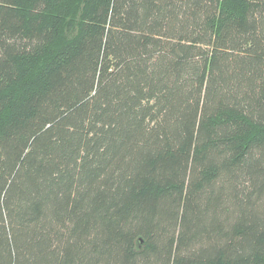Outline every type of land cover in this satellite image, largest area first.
I'll return each mask as SVG.
<instances>
[{"label":"trees","instance_id":"1","mask_svg":"<svg viewBox=\"0 0 264 264\" xmlns=\"http://www.w3.org/2000/svg\"><path fill=\"white\" fill-rule=\"evenodd\" d=\"M68 1L0 0V264H264V0Z\"/></svg>","mask_w":264,"mask_h":264},{"label":"rangeland","instance_id":"2","mask_svg":"<svg viewBox=\"0 0 264 264\" xmlns=\"http://www.w3.org/2000/svg\"><path fill=\"white\" fill-rule=\"evenodd\" d=\"M81 1L82 0H69L68 3H67V5L70 6V8H68L69 11H75L77 13V18L78 19L80 18V14H81V13H79L81 11V10H79V3ZM66 21H67L66 25H68V23L71 22V21L69 22L68 17H67ZM68 28H70V26ZM70 30H71V28H70ZM68 31L67 30H62V32H60V36L57 39V44H58L59 41L61 42L59 44H62L64 42L70 40V38H71L70 36L72 35V33L68 32Z\"/></svg>","mask_w":264,"mask_h":264}]
</instances>
